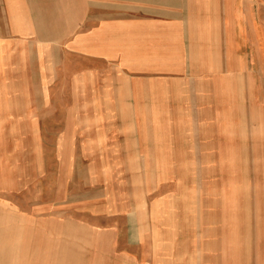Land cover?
I'll return each instance as SVG.
<instances>
[{
  "label": "crops",
  "instance_id": "1",
  "mask_svg": "<svg viewBox=\"0 0 264 264\" xmlns=\"http://www.w3.org/2000/svg\"><path fill=\"white\" fill-rule=\"evenodd\" d=\"M0 128L41 145L43 183L51 151L59 178L89 162L72 201L44 184L26 204L76 247L27 264L264 256V0H0ZM17 187L0 190L11 217Z\"/></svg>",
  "mask_w": 264,
  "mask_h": 264
},
{
  "label": "rangeland",
  "instance_id": "2",
  "mask_svg": "<svg viewBox=\"0 0 264 264\" xmlns=\"http://www.w3.org/2000/svg\"><path fill=\"white\" fill-rule=\"evenodd\" d=\"M25 131L26 130H24V134L20 136L19 130L0 128V190L10 189L13 183L18 185L17 191L14 192V201L17 202L18 207L17 216L11 217L9 214L6 215L4 213L5 210L0 209V264H27V258L20 256V254L24 253L22 252L24 249H33L36 253V251L42 249L53 251L56 249L67 250L75 248L76 246L73 240L74 234L70 232L65 233L62 238L57 239L58 236L51 234L49 239H44L45 236L42 232L41 215L27 217L26 210L27 207L31 210L32 207H37L41 204L44 184H50L46 197L49 196L51 202H57L58 197H62V200L65 201H72L75 198V193L73 194L75 186L79 189L81 186L80 184H82V191L84 192L85 190H88V188L85 189V187L91 185V177L89 176L88 169L89 162H78V166L75 169L72 168L73 162H69L68 164V162L63 161L68 164V171L59 178L58 176L60 172H58V160L53 159V156L55 155L52 154V151L49 160L50 176L47 177L49 183H47L46 180H44L43 183L41 173V145L35 144L34 152L32 153L31 148L33 147V144L31 143V139L29 140V145L26 144L27 140L25 137ZM21 140H23L22 144H19ZM18 148H20L22 152L17 153ZM27 150L31 155L26 154ZM18 157H20L21 160L16 162V158ZM63 162H60V167ZM80 165L81 170L79 169ZM17 180H19V182ZM62 188L67 192L61 193L60 191ZM1 193L0 196H7V200H10V193ZM77 194L79 195L81 193L77 192ZM78 195H76V197ZM253 196L254 194L249 192V187H247L243 190L242 201L245 202L252 200L254 199ZM256 196L257 193H255V199H257ZM26 204L29 205L26 207ZM40 212L41 211H37L34 213L36 214ZM55 213H57L56 209ZM62 215L65 216V211L62 212ZM56 221V219L54 221L50 220L49 227L51 232L58 226ZM248 223H251V221L243 219V228H246L244 233L247 235L251 233V228ZM71 224L73 223L71 222ZM71 227L72 226L70 225L67 226V228ZM82 243L83 247H86V244H88L85 242ZM242 247L247 250H251L250 248H252L248 242L246 245L245 241H243ZM262 248H264V242H258V249ZM16 254H18V256H16ZM33 259L37 260L41 259V257H34ZM33 264L38 263L34 262ZM242 264H264V256H243Z\"/></svg>",
  "mask_w": 264,
  "mask_h": 264
}]
</instances>
